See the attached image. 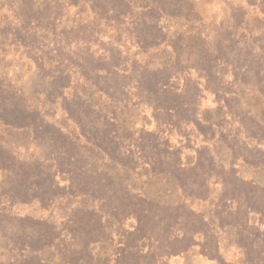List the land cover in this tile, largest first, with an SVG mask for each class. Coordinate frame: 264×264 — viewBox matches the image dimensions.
<instances>
[{"label": "rangeland", "instance_id": "rangeland-1", "mask_svg": "<svg viewBox=\"0 0 264 264\" xmlns=\"http://www.w3.org/2000/svg\"><path fill=\"white\" fill-rule=\"evenodd\" d=\"M0 264H264V0H0Z\"/></svg>", "mask_w": 264, "mask_h": 264}]
</instances>
